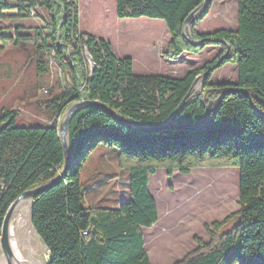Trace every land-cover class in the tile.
Wrapping results in <instances>:
<instances>
[{
	"label": "trees",
	"instance_id": "trees-1",
	"mask_svg": "<svg viewBox=\"0 0 264 264\" xmlns=\"http://www.w3.org/2000/svg\"><path fill=\"white\" fill-rule=\"evenodd\" d=\"M203 2L115 0L119 19L164 22L169 34L164 57L174 60L185 52L200 53L210 44L221 46L201 68L167 77L135 74L132 58H119L110 41L80 31L78 0H0V20L4 12L19 18L35 14L38 7L44 10V16L37 14L42 27L32 33L17 27L13 37L2 36L0 29V40L32 41L38 50L53 52L62 75L70 78L54 98L59 113L73 102L97 100L124 119L163 123L188 93L195 76L209 72L200 89L187 96L170 127L138 130L94 106L72 115L69 170L32 200V225L50 251L49 264H151L141 230L158 220L149 176L159 168L170 177L174 170L189 174L203 166L238 168L239 208L205 224L210 241L194 237L197 248L172 264H264V117L239 91L246 89L264 113V0H237L236 28L204 33L195 27L209 13L212 0ZM87 3L95 5L94 0ZM200 6L189 21V31L194 40L203 41L193 44L184 35V23ZM226 63L235 65L236 80L211 82L212 73ZM46 66L39 60L37 71L45 72ZM225 90L213 119L209 115L200 124L206 105ZM16 114L13 109L0 112V230L9 205L25 190L53 179L64 162L57 124L16 126ZM98 148L113 152L128 172L129 199L115 207L84 203L80 162Z\"/></svg>",
	"mask_w": 264,
	"mask_h": 264
},
{
	"label": "rangeland",
	"instance_id": "rangeland-1",
	"mask_svg": "<svg viewBox=\"0 0 264 264\" xmlns=\"http://www.w3.org/2000/svg\"><path fill=\"white\" fill-rule=\"evenodd\" d=\"M88 1L78 0L80 31L114 36L113 29L121 25L122 32L116 33L121 35V39L114 41V52L119 58H132L135 74L181 77L191 69L201 68L220 51L221 46L210 44L200 53L185 52L171 60L164 57L169 34L163 21L158 20L161 24L156 25L146 23L143 17L141 20L123 21L116 17L115 0H94L92 7ZM37 14L44 16L45 12L38 7L35 14L19 18L13 12H4L5 18L0 20L1 35L13 37L17 27L22 33H32L33 29L43 26ZM128 23L129 28L123 30ZM199 26L202 33L220 28L234 30L237 26V0H212L210 11ZM139 27L148 28L153 33L135 31ZM0 45L3 46L0 50V112L16 110V126L52 123L58 126L65 111L59 113L54 108V98L69 85L70 78L62 75L53 52L38 50L32 41L14 43L10 37L1 39ZM39 60L47 65L43 73L37 71ZM236 78L235 65L226 63L212 73L210 81H234ZM200 87V83L196 84L194 91ZM80 163V180L86 188L85 205L115 207L129 199L128 172L119 166L113 152L98 148ZM149 191L157 205L158 220L149 228H141L144 250L151 264H172L197 248L194 237L204 243L210 241L205 224L220 221L239 208L238 168L203 166L191 169L189 174L174 170L170 177H167L164 168H159L150 175ZM29 208L30 199H24L15 209L10 224L15 226L23 210ZM26 213L29 221V211ZM38 240L31 233L32 245L42 258H46L47 249Z\"/></svg>",
	"mask_w": 264,
	"mask_h": 264
},
{
	"label": "water",
	"instance_id": "water-1",
	"mask_svg": "<svg viewBox=\"0 0 264 264\" xmlns=\"http://www.w3.org/2000/svg\"><path fill=\"white\" fill-rule=\"evenodd\" d=\"M209 0H204L203 5L207 4ZM202 6V5H201ZM198 7L196 9H194L186 18L185 23H184V35L186 37V39L193 43V44H199L202 41L199 40H194L190 34L189 31V21L191 19V17L197 13V11L201 8ZM222 59L220 58L218 60V63H220ZM208 71L199 74L197 76H195L194 80L192 81L189 91L188 93L185 95V97L181 100V102L179 103V105L177 106V109L170 115V117L163 123H154V124H142V123H138V122H134V121H130L127 119H124L122 117H120L118 115V113L116 111H114L113 109H110L108 106H106L103 103L98 102L97 100H80V101H76L73 102L72 104H70L63 115V119L60 122V124L58 125V132H59V137L62 143V147H63V151H64V162L63 165L61 166V169L59 171V173L50 181L39 185L37 187L25 190L24 192H22L8 207L3 220H2V224H1V230H0V251L2 253V255L5 258V264H49L50 263V251L48 250V248L46 247V245L43 243V241L41 240V238L39 237V235L36 233L35 229L33 228L32 225V214H31V207H32V200L33 198L39 194L40 192H42L43 190L49 188L50 186H52L53 184H55L56 182L60 181L61 179H63L70 167V163H71V155H70V151H69V146H68V126H69V122L70 119L72 117V115L79 109L83 108V107H89V106H94L97 108H100L101 110L107 112L109 115L117 118L119 121H121L122 123H124L127 126H131L135 129L138 130H149V129H161V128H166V127H170L173 119L175 117V115L177 114V112L181 109V107L183 106L187 96L194 90L195 86L197 83L202 84L203 80L208 76ZM234 88H229L228 90H233ZM222 91L220 93V95L217 97V99H215L214 101H210L207 105H206V109H205V113L204 116L200 122V124H203L206 119L208 118L209 115H211V120L214 117L215 111L217 109V107L220 104L221 99L223 98L224 94L228 91ZM239 91L244 95V97L246 99H248L249 104L251 105V107L256 111L257 114L261 115L264 117V113L262 111H260L259 109H257V107L254 105V103L251 100L250 94L246 89H239ZM210 107H212L211 111H210ZM24 199H30V208H29V226L33 228L34 231V236L36 238H39V240L43 243V245L46 247L47 249V256L46 258H42L38 253H37V249L35 248V252H30L28 249L22 248V253L25 256L24 257V261L20 262L19 260H15V257L13 255V252L11 250L10 247V243H9V226H10V221H11V217L15 211V209L17 208L18 204L24 200Z\"/></svg>",
	"mask_w": 264,
	"mask_h": 264
},
{
	"label": "bare ground",
	"instance_id": "bare-ground-1",
	"mask_svg": "<svg viewBox=\"0 0 264 264\" xmlns=\"http://www.w3.org/2000/svg\"><path fill=\"white\" fill-rule=\"evenodd\" d=\"M23 201L24 200H22L18 204V206H20L23 203ZM27 211H29V209L23 210L22 216L17 218L15 226H12V224H10L9 226L10 247L15 257V260L17 261L19 260L20 262H23L25 257L22 253V248L28 249L32 253L36 251L31 243V233L34 234V231L33 228L29 226V222L26 219ZM0 264H5V258L2 255L1 251H0Z\"/></svg>",
	"mask_w": 264,
	"mask_h": 264
},
{
	"label": "crops",
	"instance_id": "crops-1",
	"mask_svg": "<svg viewBox=\"0 0 264 264\" xmlns=\"http://www.w3.org/2000/svg\"><path fill=\"white\" fill-rule=\"evenodd\" d=\"M140 20H141V18H139ZM123 20V19H122ZM124 21V20H123ZM145 21H146V23H151V24H161V23H159V21L157 20V19H146L145 18ZM129 22H136V20H129ZM129 25H130V23H128L127 24V27H123V30L124 29H126V28H129ZM200 23L195 27V29L197 30V31H199L200 30ZM163 29H164V27L162 28V31H163ZM139 30H143V31H146V32H151V33H153V31L152 30H149L148 28H141L140 29V27H139V29H137V30H135V31H139ZM122 32V26L120 25V26H115V28L113 29V35L114 36H112L111 34H108V33H106L105 34V36H99V37H102V38H104L105 40H108V41H110V43H111V45H112V49H113V51H114V48H113V44H114V41L116 40V39H121V35H119V34H117L116 35V33L117 32ZM200 32V31H199ZM96 36H98V35H96ZM163 37V36H162ZM158 38V37H157ZM157 38H155V40L157 39ZM134 63V62H133ZM150 74H153V73H150ZM149 178H150V176H149Z\"/></svg>",
	"mask_w": 264,
	"mask_h": 264
}]
</instances>
